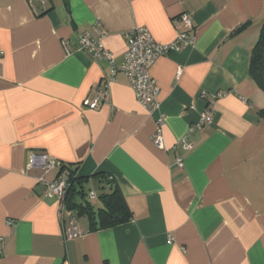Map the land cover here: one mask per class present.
Returning a JSON list of instances; mask_svg holds the SVG:
<instances>
[{"label":"crops","instance_id":"crops-1","mask_svg":"<svg viewBox=\"0 0 264 264\" xmlns=\"http://www.w3.org/2000/svg\"><path fill=\"white\" fill-rule=\"evenodd\" d=\"M182 13L194 41L150 67L151 113L123 73L78 51L97 27L117 69L127 33L170 44ZM263 21L264 0H0V264H264V92L248 74ZM29 153L110 176L132 218L90 231L46 196L38 179L57 170Z\"/></svg>","mask_w":264,"mask_h":264},{"label":"built area","instance_id":"built-area-1","mask_svg":"<svg viewBox=\"0 0 264 264\" xmlns=\"http://www.w3.org/2000/svg\"><path fill=\"white\" fill-rule=\"evenodd\" d=\"M41 1V0H35ZM179 27L183 30L177 33L174 41L167 45H161L157 43L144 27H136L125 35L126 50L123 55V62L116 69L114 60L110 52L104 48L102 44L103 33L95 27L94 31L96 37H93L91 33L85 32L77 39L78 51H84L88 53L94 60L106 61L112 67V75L119 71L124 74L130 83L131 89L134 92L137 102L149 113L159 108L158 95L159 89L149 74V69L156 59L165 56L170 52H178L181 49H185L193 44L192 33L194 31L193 21L190 15L182 13L177 18ZM67 46V42L63 43ZM1 54V52H0ZM104 90L94 101H84L83 106L89 110H97L100 107V98L102 95H106ZM211 120V111L206 110L201 116L199 123L196 127H200L203 124L209 123ZM162 125V119L158 122ZM153 143L158 148H162V139L160 135V129L153 135ZM183 147L188 150L190 145L182 140ZM28 165L32 169H40L44 174L56 171L59 164L54 162L45 154L29 153ZM177 165L182 168L183 163L181 159L177 160ZM38 182L45 186L46 196L55 197L58 199L60 206H64V198L66 191L69 187V181L66 175L62 174L56 177L54 180L47 181L44 177H40ZM94 193H91L90 198H94ZM66 234L70 238L79 236L74 219L69 221V225L66 229ZM2 244V239H0Z\"/></svg>","mask_w":264,"mask_h":264},{"label":"trees","instance_id":"trees-1","mask_svg":"<svg viewBox=\"0 0 264 264\" xmlns=\"http://www.w3.org/2000/svg\"><path fill=\"white\" fill-rule=\"evenodd\" d=\"M241 28L236 32H240ZM248 74L255 84L264 92V21L260 28L259 38L253 46L249 64ZM264 118V110L259 113ZM66 175L69 187L64 198V207L76 218L86 217L90 231H100L128 222L131 218L126 202L116 186H111L112 178L104 174H97L91 177H79L76 175V168L70 165L59 164L56 177ZM96 184L99 193H94L99 202L95 209L90 203L92 198L84 191L85 186ZM94 185V184H93Z\"/></svg>","mask_w":264,"mask_h":264},{"label":"rangeland","instance_id":"rangeland-1","mask_svg":"<svg viewBox=\"0 0 264 264\" xmlns=\"http://www.w3.org/2000/svg\"><path fill=\"white\" fill-rule=\"evenodd\" d=\"M84 191L88 194V198L91 195V193H93V192L94 193H99V190L93 184L85 186ZM91 201H92L93 206L95 208L99 207V202H98L97 199H92Z\"/></svg>","mask_w":264,"mask_h":264}]
</instances>
